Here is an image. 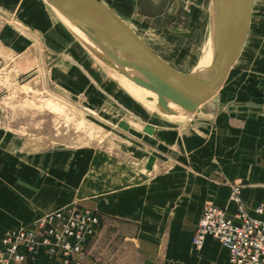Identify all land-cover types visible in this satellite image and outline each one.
Segmentation results:
<instances>
[{"label":"crops","instance_id":"0c3cea01","mask_svg":"<svg viewBox=\"0 0 264 264\" xmlns=\"http://www.w3.org/2000/svg\"><path fill=\"white\" fill-rule=\"evenodd\" d=\"M0 59L1 72L5 63L17 75L43 68L91 107L122 108L112 146L31 149L0 132V239L56 210L88 208L100 225L83 264H230L218 239L197 249L192 237L207 203L234 217L233 183L251 213L264 200V37L182 120L121 96L45 0H0ZM23 264L60 263L41 254Z\"/></svg>","mask_w":264,"mask_h":264},{"label":"rangeland","instance_id":"374dc122","mask_svg":"<svg viewBox=\"0 0 264 264\" xmlns=\"http://www.w3.org/2000/svg\"><path fill=\"white\" fill-rule=\"evenodd\" d=\"M99 1L113 8L142 40L178 70L189 72L201 62L206 28L211 23L212 0ZM262 37L264 0H255L246 45L240 57L243 51L244 55L236 60L232 71L246 54L250 56V49L261 46ZM254 53L252 59L255 64L257 57ZM90 56L106 78L120 89L121 96L129 97L142 109L146 108L142 99ZM4 62L0 59V68ZM110 89L115 95L116 89L113 86ZM115 106L117 108L105 106L104 110L103 107H91L72 89L51 82L43 68L17 75V69L5 63L3 72L0 71V132L3 138L18 139L27 148L112 146L113 128L117 124L115 120L122 114V108L117 104ZM124 112L127 117L130 116L127 111Z\"/></svg>","mask_w":264,"mask_h":264},{"label":"water","instance_id":"95a60500","mask_svg":"<svg viewBox=\"0 0 264 264\" xmlns=\"http://www.w3.org/2000/svg\"><path fill=\"white\" fill-rule=\"evenodd\" d=\"M45 1L68 20L69 24L63 22L105 69L154 93L146 99L155 101L160 114L181 120L191 117L225 83L244 46L255 2L212 0V63L204 69L183 72L157 54L103 2ZM153 162L154 156H150L145 167L152 168Z\"/></svg>","mask_w":264,"mask_h":264},{"label":"built area","instance_id":"2783aa9c","mask_svg":"<svg viewBox=\"0 0 264 264\" xmlns=\"http://www.w3.org/2000/svg\"><path fill=\"white\" fill-rule=\"evenodd\" d=\"M234 217L211 203L203 206L192 237L202 248L207 236L220 241L230 264H264V200L251 213L241 197V185H231ZM100 215L88 208L60 209L23 225L0 239V264H23L43 254L60 264H83L87 247L96 236Z\"/></svg>","mask_w":264,"mask_h":264},{"label":"bare ground","instance_id":"6f19581e","mask_svg":"<svg viewBox=\"0 0 264 264\" xmlns=\"http://www.w3.org/2000/svg\"><path fill=\"white\" fill-rule=\"evenodd\" d=\"M59 15H60L59 17H61L62 21H64L65 23L69 24L68 20L63 15H61V14H59ZM205 35L206 36L204 38L205 42H204L203 54L201 55V57H202L201 58V62H199L197 64V66L195 68H193V70L204 69V68L210 66V64L212 63V47H211V40H210V25L206 28ZM115 76H116L117 80L123 86L128 88L131 92H133L136 95V97H138L139 99H142L145 102V106L147 107V109H149L150 111H152L153 113H155L157 115L162 116L160 114V112L158 111V109L156 108V106H155V101L146 99V97H148V96H153L154 93H152L151 91H149V90H147V89L135 84L134 82L130 81L129 79H127L124 76H120V75H115ZM167 117H169V116H167ZM170 118L174 119L176 117L175 116H170Z\"/></svg>","mask_w":264,"mask_h":264}]
</instances>
